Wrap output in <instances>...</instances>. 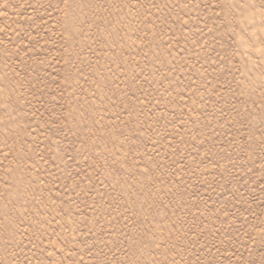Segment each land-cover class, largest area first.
I'll use <instances>...</instances> for the list:
<instances>
[{
	"label": "rangeland",
	"instance_id": "obj_1",
	"mask_svg": "<svg viewBox=\"0 0 264 264\" xmlns=\"http://www.w3.org/2000/svg\"><path fill=\"white\" fill-rule=\"evenodd\" d=\"M0 264H264V0H0Z\"/></svg>",
	"mask_w": 264,
	"mask_h": 264
}]
</instances>
